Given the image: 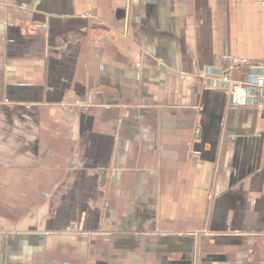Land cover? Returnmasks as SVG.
<instances>
[{"label": "crops", "instance_id": "0c3cea01", "mask_svg": "<svg viewBox=\"0 0 264 264\" xmlns=\"http://www.w3.org/2000/svg\"><path fill=\"white\" fill-rule=\"evenodd\" d=\"M229 69L264 76V0H0V264H264Z\"/></svg>", "mask_w": 264, "mask_h": 264}, {"label": "built area", "instance_id": "2783aa9c", "mask_svg": "<svg viewBox=\"0 0 264 264\" xmlns=\"http://www.w3.org/2000/svg\"><path fill=\"white\" fill-rule=\"evenodd\" d=\"M249 67V70L254 68L250 64L248 59H237L233 60V65L231 69ZM231 69L222 73L219 78L223 83L227 85L228 100L231 107H247L251 104L253 97L258 94H262L264 90V76L255 79L254 83H251L252 79L246 81L235 80L230 76ZM202 76H206V72H201ZM257 107L260 111L264 110V102H257Z\"/></svg>", "mask_w": 264, "mask_h": 264}, {"label": "rangeland", "instance_id": "374dc122", "mask_svg": "<svg viewBox=\"0 0 264 264\" xmlns=\"http://www.w3.org/2000/svg\"><path fill=\"white\" fill-rule=\"evenodd\" d=\"M201 74V73H200Z\"/></svg>", "mask_w": 264, "mask_h": 264}]
</instances>
